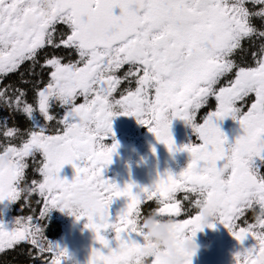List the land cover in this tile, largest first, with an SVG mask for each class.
Returning <instances> with one entry per match:
<instances>
[{"label": "snow or ice", "instance_id": "6c2138e0", "mask_svg": "<svg viewBox=\"0 0 264 264\" xmlns=\"http://www.w3.org/2000/svg\"><path fill=\"white\" fill-rule=\"evenodd\" d=\"M42 7L43 0H0V75L27 62L29 75L37 77L28 81L21 74V83H31V101L25 88L0 89V104L29 122L21 130L4 121L0 202L23 199L28 206L33 195L43 202L38 218L17 216L10 230L0 224V249L26 241L38 258L51 253V264H62L67 251L50 244L40 224L56 208L85 218L94 233L100 247L91 250L87 264H130L141 217L173 216L177 238L194 236L201 230L195 213L207 206L238 243L255 240L236 252L235 264H264V0H50L47 12ZM96 17L111 29L87 37L84 29ZM65 52L77 59L65 62ZM249 53L255 66H245ZM225 77L231 78L221 85ZM125 82L129 87L121 90ZM249 96L254 100L242 111L237 101ZM209 98L215 110L197 123V111ZM117 114L148 127L169 152H187L186 167L158 174L137 191L132 183L118 187L104 179L117 145L102 141L113 135L111 117ZM225 117L242 130L231 143L216 123ZM172 119L191 127L198 142L177 148L169 132ZM65 164L75 170L71 182L57 175ZM117 197L126 204L109 222L108 205ZM146 202L155 206L144 212ZM248 211L256 213L255 222L242 227L237 221ZM109 230L114 247L102 235Z\"/></svg>", "mask_w": 264, "mask_h": 264}, {"label": "flooded vegetation", "instance_id": "af4514ba", "mask_svg": "<svg viewBox=\"0 0 264 264\" xmlns=\"http://www.w3.org/2000/svg\"><path fill=\"white\" fill-rule=\"evenodd\" d=\"M249 7L252 8V5L249 4ZM116 13L119 14V9ZM255 23L257 26L260 25L259 20H256ZM259 43L260 41L256 40L257 46ZM245 47H249L248 41H245ZM64 55L65 62L68 59L73 61L77 59L75 52L71 54L65 52ZM237 59L239 60V56H237ZM245 66H255L251 60L250 53ZM126 67L118 75H122ZM28 68L29 65L26 62L17 71L0 75V89H5L8 85L13 88H25L28 90L27 99L31 101V83H21V74H23V79L28 81H35L37 78L29 75ZM36 71H40L39 66H37ZM43 78L47 79L46 73ZM230 78L225 77L222 79L221 85L225 84L227 79ZM127 87L129 85L125 82L121 85V90ZM131 87L134 89L135 85L133 84ZM7 95H11L10 90ZM114 95L118 99L120 91ZM253 100L254 97L249 96L243 101H237L236 106L240 107L242 111H247ZM77 102H82V98L78 99ZM210 110H215L214 98H209L208 103L197 111L196 122H202V118ZM54 111L59 113L60 110L56 109ZM5 119L8 127H18L21 130L29 127L26 117L20 113L10 111L7 107L0 104V133L3 131ZM216 123L224 133L228 143H231L236 136L242 134L239 124L230 117H225L222 121L218 120ZM111 125L113 135L104 139L102 143L106 146H111L115 143L117 147L111 155V163L104 167L102 177L118 187H123L127 183L138 186L133 191H137L140 187H148L156 180L158 174L163 175L166 171L173 174L179 173L186 167L190 159L187 152H169L164 144L156 140L148 127L139 124L134 117L120 114L114 115L111 117ZM169 132L177 148L188 143L198 142L191 127L180 119L171 120ZM3 142V136L0 134V143ZM13 143L18 144L19 141H13ZM39 159V156H37V160ZM29 164H32L31 160H29ZM259 173L261 177H264V164L260 165ZM29 174L31 175L30 170ZM57 175L60 179L71 182L76 173L72 165L65 164ZM177 195L182 199L183 193H178ZM38 200H40V197L33 195L30 197L28 206H24L23 199L15 203L0 202V224L10 230L12 221L17 216L34 215L38 218L40 208L43 207V202L37 203ZM125 204L126 198L124 197H117L112 200L108 205L109 222L115 221ZM154 206L153 202H146L142 206V210L147 212ZM255 215L256 213L248 211L237 223L242 227H246L247 224L255 222ZM181 218L186 217L181 216ZM86 222L85 218L78 220L74 215L69 214L67 210L62 212L56 208H50L44 219L40 221L45 239L50 244L57 245L67 251V258L63 259L62 264H87L90 251L93 248L100 247L94 239V233L85 227ZM102 235L109 240L110 247L115 246V241L112 239L114 233L109 230L102 232ZM132 238L140 242L139 237L133 236ZM194 240L202 247L191 257V264H235L234 256L236 252L241 250V248L252 247L255 244V240L251 236L238 243L224 225L219 222H215L211 228L205 227L196 232ZM103 251L106 253L107 249ZM51 259V253H45L38 258L34 246L26 241L17 243L12 248L4 247L0 249V264H44L45 260L48 261V264H51Z\"/></svg>", "mask_w": 264, "mask_h": 264}, {"label": "clouds", "instance_id": "9594fccd", "mask_svg": "<svg viewBox=\"0 0 264 264\" xmlns=\"http://www.w3.org/2000/svg\"><path fill=\"white\" fill-rule=\"evenodd\" d=\"M49 7L50 0H43L42 11L47 12ZM110 29L111 25L103 17H96L85 27L84 34L90 38L97 37ZM195 215L199 217L201 229L217 222L216 213L207 206H200ZM175 225L173 216L152 212L141 217L137 221L141 238L130 258V264H153L157 260L160 264H186L202 246L195 242L191 233H184L177 238Z\"/></svg>", "mask_w": 264, "mask_h": 264}, {"label": "water", "instance_id": "95a60500", "mask_svg": "<svg viewBox=\"0 0 264 264\" xmlns=\"http://www.w3.org/2000/svg\"><path fill=\"white\" fill-rule=\"evenodd\" d=\"M116 11H118V9H114V10H113L114 14H117Z\"/></svg>", "mask_w": 264, "mask_h": 264}]
</instances>
